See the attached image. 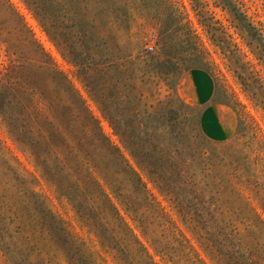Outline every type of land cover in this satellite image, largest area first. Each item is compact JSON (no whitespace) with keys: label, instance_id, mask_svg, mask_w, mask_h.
Returning a JSON list of instances; mask_svg holds the SVG:
<instances>
[{"label":"rangeland","instance_id":"rangeland-1","mask_svg":"<svg viewBox=\"0 0 264 264\" xmlns=\"http://www.w3.org/2000/svg\"><path fill=\"white\" fill-rule=\"evenodd\" d=\"M231 263L264 264V0H0V264Z\"/></svg>","mask_w":264,"mask_h":264},{"label":"crops","instance_id":"crops-1","mask_svg":"<svg viewBox=\"0 0 264 264\" xmlns=\"http://www.w3.org/2000/svg\"><path fill=\"white\" fill-rule=\"evenodd\" d=\"M187 83L196 107L197 128L209 142L228 140L236 129V118L230 108L216 97L215 82L204 68L195 66L187 73Z\"/></svg>","mask_w":264,"mask_h":264},{"label":"trees","instance_id":"trees-1","mask_svg":"<svg viewBox=\"0 0 264 264\" xmlns=\"http://www.w3.org/2000/svg\"><path fill=\"white\" fill-rule=\"evenodd\" d=\"M75 167V170H77V166H74ZM95 169V165H92L91 167H87L86 168V171H87V175H86V182L88 183V184H91L92 183V179L90 178V175H91V169ZM54 175V174H53ZM97 198L99 197V202H100V208H101V210L103 211V212H108L107 211V208H111L112 210H115V208L113 207V206H111V203H110V199L108 198V196L107 195H105V194H103V193H100V194H98L97 196H96ZM78 211L81 213V215H83V216H87V213H86V211L84 212L82 209H78ZM91 211V210H90ZM90 211H89V216H87V217H85L86 218V220L88 221V222H92V224H94L93 222H95V220L97 219V216L96 217H92L91 215H90ZM114 214V216H115V218H117L118 217V213L117 212H115V213H113ZM93 220V221H92ZM101 229H103V227L101 226ZM107 241H108V239H107ZM234 260V259H233ZM232 264V263H231Z\"/></svg>","mask_w":264,"mask_h":264},{"label":"built area","instance_id":"built-area-1","mask_svg":"<svg viewBox=\"0 0 264 264\" xmlns=\"http://www.w3.org/2000/svg\"><path fill=\"white\" fill-rule=\"evenodd\" d=\"M146 51L147 52H152L153 51V47L151 45L147 46Z\"/></svg>","mask_w":264,"mask_h":264}]
</instances>
